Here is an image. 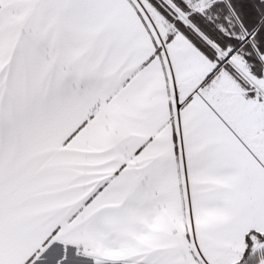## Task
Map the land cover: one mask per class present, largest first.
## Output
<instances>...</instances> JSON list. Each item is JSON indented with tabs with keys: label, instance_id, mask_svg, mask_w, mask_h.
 I'll return each mask as SVG.
<instances>
[{
	"label": "snow or ice",
	"instance_id": "obj_1",
	"mask_svg": "<svg viewBox=\"0 0 264 264\" xmlns=\"http://www.w3.org/2000/svg\"><path fill=\"white\" fill-rule=\"evenodd\" d=\"M0 264H264V0H0Z\"/></svg>",
	"mask_w": 264,
	"mask_h": 264
}]
</instances>
